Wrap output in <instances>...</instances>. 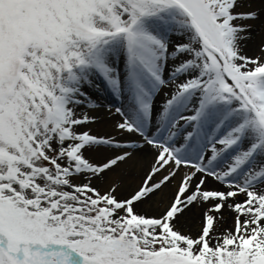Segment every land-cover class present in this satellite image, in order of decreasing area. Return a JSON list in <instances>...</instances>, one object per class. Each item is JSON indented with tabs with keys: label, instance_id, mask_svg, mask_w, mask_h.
<instances>
[{
	"label": "snow or ice",
	"instance_id": "obj_1",
	"mask_svg": "<svg viewBox=\"0 0 264 264\" xmlns=\"http://www.w3.org/2000/svg\"><path fill=\"white\" fill-rule=\"evenodd\" d=\"M256 3L0 0V264H264ZM102 107L118 119L95 134ZM148 150L120 198L111 174ZM169 185L160 215L138 211Z\"/></svg>",
	"mask_w": 264,
	"mask_h": 264
},
{
	"label": "bare ground",
	"instance_id": "obj_2",
	"mask_svg": "<svg viewBox=\"0 0 264 264\" xmlns=\"http://www.w3.org/2000/svg\"><path fill=\"white\" fill-rule=\"evenodd\" d=\"M255 6L257 8L264 7V5L259 4V0H257ZM262 40H264V27H261V25L258 23L253 30V39L244 46L245 54L249 56L250 54L257 55L258 53L257 44L262 42ZM99 102L102 105H107L108 107H111V101L106 97V94L104 95L103 99H99ZM82 111L87 112L86 109H82ZM93 114L102 117V119L97 124L88 126L89 128H91V131L98 132L97 134H103L107 131H110L111 124L114 123L116 119H118V117L110 118L111 114L107 112V109L105 107L100 108L98 112ZM154 155L155 153L150 150L145 151L142 155L137 156L132 161H129L128 164H126L127 166L125 168H123L122 166L121 167L122 170H118V172L111 174L114 179H117L122 183L123 190L121 192V195L129 194L130 191H132L136 186H138V183L139 184L141 183V181L145 177L142 175V173L147 169L145 175L147 174ZM96 162H99V159H97ZM141 176L143 177L141 178V180H139ZM206 187L219 188L220 186L211 179H209ZM174 189H175L174 185H169L168 188L165 189L166 192L165 199L160 200L159 198H154V200L150 202L149 205L141 206L140 208H138V211H144L148 214H153V212H160L164 208L168 200L170 199V196L174 191ZM223 190L226 191L227 189H223ZM242 197L243 196H240L237 199L239 200ZM243 199H240V201H242ZM201 212L202 209H195L193 212L188 213V215L182 221V231L188 232L193 236L194 234H197L198 229L200 227ZM232 221H233L232 215L226 214V218L217 228V232L222 233L225 229L231 228Z\"/></svg>",
	"mask_w": 264,
	"mask_h": 264
},
{
	"label": "rangeland",
	"instance_id": "obj_3",
	"mask_svg": "<svg viewBox=\"0 0 264 264\" xmlns=\"http://www.w3.org/2000/svg\"><path fill=\"white\" fill-rule=\"evenodd\" d=\"M257 36V35H256ZM261 44V42L260 43H258L257 44V49L259 48V45ZM257 55H260V53H259V50H257ZM252 55H255V54H250V56H252ZM104 97V96H103ZM103 97H100L99 99H103ZM106 97L111 101V107H113V109H114V106H113V104H112V102L114 101V98H112V96H110V95H107L106 94ZM116 103H118V102H116ZM86 111H87V109H86ZM91 129V128H90ZM81 131L83 130V129H80ZM93 132V131H92ZM93 133H95V134H97L98 132H93ZM127 165H123V168H125ZM119 170H122V169H119ZM146 171H147V169L142 173V175L143 176H145V173H146ZM117 172H118V170H117ZM116 173V172H115ZM143 176H141L140 177V179L139 180H141V178L143 177ZM138 185H139V183H138ZM101 190H104V188L102 187V189ZM131 192V191H130ZM130 192H129V194H130ZM174 192H175V189H174V191L172 192V194H171V196H170V198L174 195ZM129 194H126V195H121L120 194V198H123V197H125V196H127V195H129ZM244 197H242V198H240V199H243ZM239 199V200H240ZM163 211V209L160 211V212H153V214H148V213H146L147 215H149V216H158V215H160L161 214V212ZM233 226V221H232V223H231V227ZM200 228V227H199ZM198 231H199V229H198ZM218 233V232H217ZM197 234H198V232H197ZM197 234H194V236L195 235H197ZM219 234V233H218Z\"/></svg>",
	"mask_w": 264,
	"mask_h": 264
}]
</instances>
